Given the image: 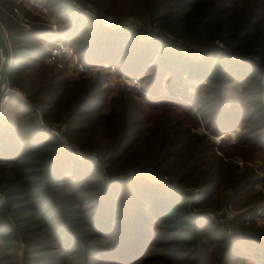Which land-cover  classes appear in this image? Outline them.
Here are the masks:
<instances>
[{"label": "trees", "instance_id": "1", "mask_svg": "<svg viewBox=\"0 0 264 264\" xmlns=\"http://www.w3.org/2000/svg\"><path fill=\"white\" fill-rule=\"evenodd\" d=\"M14 1L0 0L13 53L8 82L28 104L9 98L0 112V264H264V228L245 224L246 211L235 214L230 232L193 213L264 208L257 175L234 162L264 161V0H76L97 17L65 0H30L58 20L84 69L106 64L130 78L151 77L148 95H109L106 73L71 79L46 63L47 28L24 31L3 11ZM128 16L206 47L202 59L143 38L145 29L101 22ZM202 81L215 96L198 91ZM34 103L69 144L96 153L98 165L40 132ZM201 124L209 135L196 131ZM231 129L242 130L234 144L218 142ZM130 164L175 188L142 176L105 179Z\"/></svg>", "mask_w": 264, "mask_h": 264}, {"label": "rangeland", "instance_id": "2", "mask_svg": "<svg viewBox=\"0 0 264 264\" xmlns=\"http://www.w3.org/2000/svg\"><path fill=\"white\" fill-rule=\"evenodd\" d=\"M65 1L72 4L76 9H80L82 12L91 16V14L89 13V12H91L90 7H89L90 8L89 9L88 7L80 6V4H77L76 0H65ZM36 5L37 6L34 7L27 0H21V1L17 0V1H14V7H12L11 11H9V12L5 11V10H3V11L8 16H11L12 18L17 19V23L20 26L25 27V28H31L32 26H42L45 28H50V25L55 24L56 28L60 29V23L50 13V11H48L47 8H44L38 4H36ZM23 7H25V8L26 7H33V8H31V9L29 8L27 10V11H29V14H28V13L22 12L21 9H23ZM122 19H123L121 21L122 24H125V26H126L123 28L132 27L136 31H139L140 29H145L147 32H146V34L142 35L143 38H148V37L151 38L153 36L160 37L163 41L166 42L168 47L173 52L185 55L187 58L192 59L193 61H200L202 59V55H203L204 49L206 47L204 48V47H199L196 45H187L182 41L174 40L172 38V36L170 34H168L167 32H164V31L160 32L159 30L153 29V28L152 29L144 28V27H142V23L139 22L138 20H136L132 16L124 17ZM143 24H145V23H143ZM148 27H150V26H148ZM123 28H120V29H123ZM218 45H220V44H218ZM20 56H21V53H19V57ZM59 62L62 64V68H60V69H64L65 73L71 79L78 77L77 75L79 73H83L84 74L83 76H86V77H91L96 72H99V71L106 73L108 76L106 79V83L104 85L110 91L109 95H115L119 91H122V92L132 91L133 92V90L137 91L139 93L148 95V93H146V87H148L147 82L151 83V77H147L146 79H140L138 77H134L135 80L137 79V82L133 86H130V82H131V80H133V78H130L125 74H120L117 70L118 68L112 67L110 65L105 64L103 67L92 68V71H89V69H84L80 65V63L77 61V56L75 55L74 52H73V55L72 54L66 55L63 57V59H61V60L59 59ZM48 64H51V63H48ZM79 65L81 66V70H79L80 69ZM66 67H67V69H66ZM188 78H189L188 76L184 77V83L186 81V84H189L191 86L196 85V82H194L193 80H186ZM201 83H202V86L199 87L198 91H203L202 93L204 96H211L214 93L215 94L213 96L216 95V92H217L216 89H214V90L211 89L209 84L207 85L206 81H202ZM189 90L192 91L193 89L190 88ZM229 103L230 102H228V104ZM34 104L35 105H33V107H37V108L39 107L38 103H34ZM44 122H46V121L44 120ZM51 125H53L61 133L60 128H58L54 124H51ZM196 131L209 135L208 131L204 128L203 124H201V126ZM240 132H242L241 129H238L235 131H233L231 129V131L225 132L221 136V138H218L217 140L219 142L220 141L219 139H222L224 137V139L227 140V142H225V145H227L229 143L234 144L235 139ZM211 139L213 140L214 137L213 138L211 137ZM77 149L79 152H82L81 154L87 153V154H90L92 156L95 155L97 157L96 153H94V152H86V151L79 149L78 147H77ZM64 150H67V149H64ZM67 151H72V150H67ZM73 152L75 153V151H73ZM75 156L79 159L78 156H80V154L75 153ZM85 159L91 161L96 166L98 165L97 164L98 160L96 161L95 157H92V159H88V158H85ZM97 159H98V157H97ZM132 162L133 161H130L128 163H132ZM234 162L237 165H239L240 167L247 166L257 175L256 176V182L254 185V190L257 192H260L261 195L264 196V161L262 159L243 160L241 158H237L236 160H234ZM128 168L130 170H131V168L133 169L132 174H127L129 169L125 170L124 172L122 171V172L114 173L112 175L107 173L106 175H108L110 177L112 176V178H114V179H108V180L109 181L114 180L116 182V181L122 180L123 178H126V177L127 178H138V177L142 176L140 178L148 181L149 185L162 184V185H165L166 187H168L170 189L175 188L173 186V184L168 179H166L165 177H156L153 174H150L152 172L150 170H148L147 167L131 165V166H128ZM142 173L144 175H142ZM169 185H172V187H170ZM256 189H258V190H256ZM194 190H197V192ZM188 191L192 195H194L195 193H197V194L199 193L198 189H195V188L188 189ZM256 207H260V206H256ZM250 209H252V208H250ZM250 209L244 208L241 210L234 211L231 206H228L226 208L223 207L219 210H214V209L209 208V210H205V212L207 214H209L211 216V218L217 222V224L219 225L221 230H224L226 232L232 231L233 218L235 217V214L237 212L240 213L242 211H246V213H247L245 216V224H250V223L254 224L255 223L258 225L257 227H261V228L263 227L264 228V214L253 217L252 216L253 212L248 213L250 211ZM199 211L200 210H194L193 213H199ZM20 247L22 248L23 244H20Z\"/></svg>", "mask_w": 264, "mask_h": 264}, {"label": "built area", "instance_id": "3", "mask_svg": "<svg viewBox=\"0 0 264 264\" xmlns=\"http://www.w3.org/2000/svg\"><path fill=\"white\" fill-rule=\"evenodd\" d=\"M18 1H20V0H18ZM86 7H88V6H86ZM90 10H91V12H89V13L91 14V16L97 17L96 12L93 11L92 9H90ZM101 22L105 26H107L111 29H117V28L125 27V24H122V22L119 23V21H117V20H112L110 17L101 18ZM27 29H30V28H27ZM50 30L52 32V35L48 39L49 44H50L48 46L49 53L47 54L45 61L47 63L57 65L58 68H62V64L59 62V59L61 60L62 56H66V55H70V54L73 55V51L69 46H67L64 43V40L66 39V35L64 33L60 32L59 29L56 28L55 24L50 25ZM79 68H80L79 70H81V66ZM89 71H92V68H90ZM136 82H137V79L131 80L130 86H133ZM9 98H14V99L20 100L25 105L28 104L23 91L18 86L9 84V82H8L7 85L3 89L2 100L7 101ZM33 108H34L33 120H34L36 127L43 133H48V134L55 136L57 138V140L61 143L62 149L75 151V153L80 154V156H78L79 159L80 158L81 159H85V158L92 159V157H95L96 161L98 160L94 154H93L94 156L87 154V153L81 154L82 152H79L75 145L69 144L67 139L53 125L44 122L43 117H42V113H41V109L39 107L38 108L33 107ZM132 173H133V169L131 168V170L130 169L128 170L127 174H132ZM150 174H153V173H150ZM142 175H144V174L142 173ZM105 178L106 179H114V178H112V176L110 177L108 175H106ZM169 186L172 187V185H169ZM256 190H258V189H256ZM194 191L197 192V190H194ZM197 197H199V193L198 194L195 193L193 195V199H196ZM251 212H253V214H252L253 217L263 215L264 214V208L256 207L255 209H250V211L248 213H251ZM198 214H204V215L210 216L206 212H199Z\"/></svg>", "mask_w": 264, "mask_h": 264}, {"label": "water", "instance_id": "4", "mask_svg": "<svg viewBox=\"0 0 264 264\" xmlns=\"http://www.w3.org/2000/svg\"><path fill=\"white\" fill-rule=\"evenodd\" d=\"M13 61V53L7 33L0 24V112L2 108L3 89L8 83V75Z\"/></svg>", "mask_w": 264, "mask_h": 264}, {"label": "crops", "instance_id": "5", "mask_svg": "<svg viewBox=\"0 0 264 264\" xmlns=\"http://www.w3.org/2000/svg\"><path fill=\"white\" fill-rule=\"evenodd\" d=\"M15 1H17V0H15ZM21 1V0H20ZM27 1H29L30 2V0H27ZM14 7V6H13ZM27 9H31V8H33V7H26ZM1 24V23H0ZM1 26H2V24H1ZM3 27V26H2ZM22 27V26H21ZM107 27V26H106ZM3 29H4V27H3ZM22 29L24 30V31H29V30H31L32 29V27L30 28V29H27V28H25V27H22ZM111 29V28H110ZM5 30V29H4ZM47 30H48V35H47V37L46 38H44V39H42V44L46 47V49L48 50V46L50 45L49 44V41H48V39H49V37L52 35V32H51V30H50V28H47ZM6 31V30H5ZM59 31L61 32V30L59 29ZM7 33V32H6ZM63 33V32H62ZM66 39L64 40V43L66 44ZM67 45V44H66ZM49 51V50H48ZM73 51V50H72ZM47 56V55H46ZM63 57L64 56H62L61 57V59H63ZM46 58V57H45ZM67 60V59H66ZM66 69H67V67H66ZM134 79V78H133ZM23 103V102H22ZM24 104V103H23ZM38 129V128H37ZM39 130V129H38ZM40 131V130H39ZM41 132V131H40ZM43 133V132H42ZM45 134H47V133H45Z\"/></svg>", "mask_w": 264, "mask_h": 264}]
</instances>
